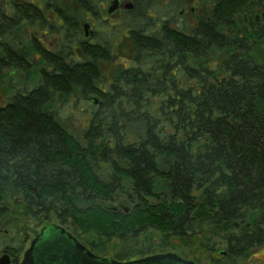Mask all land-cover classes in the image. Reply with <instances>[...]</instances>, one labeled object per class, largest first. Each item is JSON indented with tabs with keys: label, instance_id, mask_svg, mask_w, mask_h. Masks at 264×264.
I'll use <instances>...</instances> for the list:
<instances>
[{
	"label": "trees",
	"instance_id": "obj_1",
	"mask_svg": "<svg viewBox=\"0 0 264 264\" xmlns=\"http://www.w3.org/2000/svg\"><path fill=\"white\" fill-rule=\"evenodd\" d=\"M213 1L217 34L202 18L192 34H131L134 63L105 93L91 59L0 108V209L37 206L105 245L139 227L164 229L182 208L215 209L221 222L264 206V0ZM139 2L137 33L153 27L148 15L173 9ZM254 13L253 34L223 33ZM76 94L98 100L80 138L58 109ZM123 201L127 214L103 210Z\"/></svg>",
	"mask_w": 264,
	"mask_h": 264
},
{
	"label": "flooded vegetation",
	"instance_id": "obj_2",
	"mask_svg": "<svg viewBox=\"0 0 264 264\" xmlns=\"http://www.w3.org/2000/svg\"><path fill=\"white\" fill-rule=\"evenodd\" d=\"M139 1L160 7L162 12L165 7L173 9L158 16L148 15L154 19L153 27L148 26L137 33L133 22L140 10L136 7L140 5ZM191 2L193 7L189 13L196 20L193 28L186 31L184 22L177 19L186 14L178 8L180 0H0V108L18 94L26 95L42 86H52L57 69L86 70L91 59L98 69L97 90L105 93L110 86L118 85L120 70L134 63L136 55L128 65L115 68L109 80L103 81L102 65L113 64L116 60L118 34L130 40L136 53L131 34H192L201 18L211 20L210 32L217 34L215 15L213 17L210 9L214 1ZM196 10H199L197 16ZM260 23L257 13L238 15L223 33L253 34L254 27L258 28ZM105 44L107 50L103 57ZM92 95L76 94L73 97L97 102L96 95ZM18 199L15 202H20ZM121 204L103 210L120 214L131 211L132 206L126 201ZM0 210V264H23L32 243L45 238L53 241L50 233L55 231L64 232L102 264H130L165 254H173L193 264H264V206L245 208L241 215L221 222L214 220L212 211L215 209L182 208L177 216H169L176 222L164 229L148 225L133 229L123 239L130 241V248L115 255L107 251L112 239L102 245L94 234H82L71 223L63 224L54 215L41 214L37 206L25 210L21 205H6ZM82 235H94L95 238L88 240ZM37 246L35 264L40 261L42 264H66L64 256L58 254L61 248L53 249L56 254L50 261L53 252L49 245L40 242ZM43 248H47L49 256L46 262L40 257ZM55 260L57 262H53Z\"/></svg>",
	"mask_w": 264,
	"mask_h": 264
},
{
	"label": "rangeland",
	"instance_id": "obj_3",
	"mask_svg": "<svg viewBox=\"0 0 264 264\" xmlns=\"http://www.w3.org/2000/svg\"><path fill=\"white\" fill-rule=\"evenodd\" d=\"M191 1L192 0H180V5H178L179 10L182 9L184 10V12H186L185 16L177 17L179 22H184L186 31H190L193 28L196 20L195 16L189 13V9L193 7ZM198 13L199 10H196V16L198 15ZM116 43L117 46L115 49V62H113V64H104L101 68L102 72L104 73V82L110 79L112 71L115 68H121L124 64L128 65L129 60L136 54L135 47L131 44L130 40H128L127 37H123L122 34H118ZM58 109L62 120L69 127L72 134L75 135L77 138H80L85 127L87 126L90 112L92 110V103L90 102V100H85L81 97H73L67 102H64L59 105ZM137 135L138 134L136 133L135 129L127 128L124 132V139L126 140V142H134L137 138ZM102 204L104 205V207H116L117 205L113 202H105ZM82 236L87 238L88 240H92L93 238H95L94 235ZM129 244L130 241H124L114 238L108 243L107 251L112 252L113 255L127 252V249L130 248Z\"/></svg>",
	"mask_w": 264,
	"mask_h": 264
},
{
	"label": "water",
	"instance_id": "obj_4",
	"mask_svg": "<svg viewBox=\"0 0 264 264\" xmlns=\"http://www.w3.org/2000/svg\"><path fill=\"white\" fill-rule=\"evenodd\" d=\"M93 103L94 105L97 104L96 101H94ZM57 232L58 233H56V231L54 233H50V236L53 239V241H51L48 238H45L41 241L35 240L32 243L31 248L26 252L23 264H35V255L37 254L36 248H39L37 245L40 242L48 244L50 247V251L53 252V256L51 257L50 261L53 260L56 254L53 251V249L57 251L59 248H61L62 251L58 254L64 256V259L67 260L66 264H102L96 262L97 260L96 257H94L89 252H87L80 244L72 240L71 237L64 234V232L62 231H57ZM63 239H65V241ZM40 257L42 258V261L46 262L49 260V256L47 255V248L42 249V253ZM53 262H57V260ZM40 264H42L41 261ZM112 264H116V263H112ZM130 264H193V263L183 261L173 254H165V255H158V256L145 258L143 260L132 262Z\"/></svg>",
	"mask_w": 264,
	"mask_h": 264
}]
</instances>
